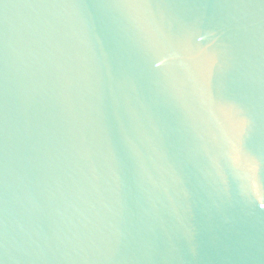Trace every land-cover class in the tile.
<instances>
[{
    "label": "water",
    "instance_id": "obj_1",
    "mask_svg": "<svg viewBox=\"0 0 264 264\" xmlns=\"http://www.w3.org/2000/svg\"><path fill=\"white\" fill-rule=\"evenodd\" d=\"M0 264H264V0H0Z\"/></svg>",
    "mask_w": 264,
    "mask_h": 264
}]
</instances>
